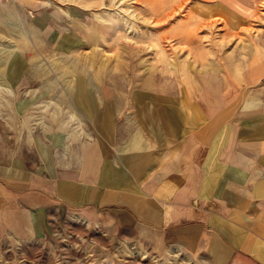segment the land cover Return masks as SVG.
<instances>
[{"label": "crops", "instance_id": "0c3cea01", "mask_svg": "<svg viewBox=\"0 0 264 264\" xmlns=\"http://www.w3.org/2000/svg\"><path fill=\"white\" fill-rule=\"evenodd\" d=\"M20 1L0 0V27L15 7L34 21ZM205 1L244 14L257 0ZM24 25L34 38L38 31L37 40L47 26ZM34 38L21 46L29 58L25 54L24 66L12 75L15 83L1 87V110L14 100L10 123L22 130L11 138H48L47 150L39 160L0 162L1 231L26 240L46 236L57 221H75L134 240L156 255L264 264L262 99L222 70L191 73L190 86L143 81L113 94L104 81L90 87L82 77L73 85L59 62L54 71L40 70ZM64 91L68 115L57 110ZM45 110L47 123L37 122V112ZM41 125H47L43 132ZM1 126L4 132L9 121Z\"/></svg>", "mask_w": 264, "mask_h": 264}, {"label": "rangeland", "instance_id": "374dc122", "mask_svg": "<svg viewBox=\"0 0 264 264\" xmlns=\"http://www.w3.org/2000/svg\"><path fill=\"white\" fill-rule=\"evenodd\" d=\"M20 2L34 21L15 7L0 27V162L25 157L39 160L47 150L48 138H11L16 129L22 130L10 123L16 115L14 100L9 101L10 109L1 110L5 108L1 87L15 83L12 75L24 66V56L29 58L21 47L34 38L24 25L28 22L47 24L40 36L45 42L37 40L36 31L31 46L36 55L42 54L40 70L49 72L60 66L58 70L70 71L67 77L73 85L82 77L89 79L90 87L104 81L106 92L113 94L116 87L144 85L143 81L156 87L190 86L194 84L191 73L203 77L208 71L222 70L251 97L262 99L264 111V61H258L264 57V0H257L244 14L205 0ZM64 33L68 34L65 39ZM65 56L72 62L62 61ZM98 70L102 72L99 78ZM243 73L250 74L248 80L242 78ZM65 80L63 85H72ZM219 80L223 86L225 80ZM67 97L65 91L57 95L62 115L69 113ZM48 113L37 112V122L47 123ZM8 121L10 127L2 132V122L6 126ZM46 126L37 129L43 132ZM0 264L208 263L177 253L153 254L138 242L112 237L94 224L57 221L46 236L26 240L0 230Z\"/></svg>", "mask_w": 264, "mask_h": 264}]
</instances>
